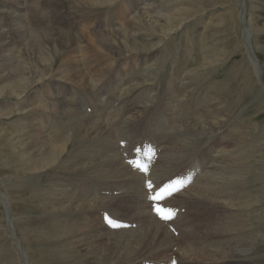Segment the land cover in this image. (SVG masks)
Instances as JSON below:
<instances>
[{"label":"bare ground","instance_id":"6f19581e","mask_svg":"<svg viewBox=\"0 0 264 264\" xmlns=\"http://www.w3.org/2000/svg\"><path fill=\"white\" fill-rule=\"evenodd\" d=\"M111 1L113 2L114 0ZM98 3L100 2L98 1ZM161 3L163 4L162 1ZM151 7L147 8V6L140 4L135 6L130 3L129 9L132 13L139 12L138 14L144 16H136L137 14H134L132 15L133 17H131L130 14L128 20L138 17V19L143 22L148 18L155 21L163 20V23L168 24L167 18L161 15L163 12H161V14H150V12L157 9L158 6L154 9ZM161 10H163V8ZM1 12L10 14L8 23L9 29L14 27L12 31L14 35L12 34V37L18 38L20 42L23 33L20 28L22 24L20 23V17L18 18L19 15L14 14V12L1 11L0 9V13ZM91 29L89 35L95 38L92 40V45L89 44V47H91L89 48L91 51L88 50L90 51L88 52L89 55L73 58L66 55L68 52L65 54L63 53L62 58L59 60V74L64 72L63 75H58L61 77H52L55 76L53 74L49 75L50 78L44 79L47 76L45 74L46 68L52 66L56 61L55 58L57 56L52 57L54 56L52 54V56H50L52 58H48L43 64L41 63L36 66L33 71H29V75H27L26 67L20 66V60H18L19 62L15 64V66L18 65L16 70H9L8 73H3V75L7 77L1 79L6 84L0 86V94L4 92L6 87L5 92L8 96L20 100V102L17 103V105H21H18L20 110H17L18 113L14 115L24 114L23 117L29 118V120L26 119L28 121L27 123H23L17 119L18 121L15 122V127L13 126L14 129L12 134L8 136V144L13 143L11 145V150L14 149L15 152L18 153V156L12 158V160L18 162L20 165L19 169L14 170L13 173L25 175V178H38L39 180H43L44 178H42V176L44 175L52 174L50 175L49 189L48 191L46 190L47 196L44 199L45 203L43 204V208L45 213H43L44 219L42 221H45V225L49 227V231H47V233L49 232V234H47L49 235L48 242L53 245V249L49 247L50 249L48 251L55 257L54 264H140V260L154 259L146 257L147 254L153 255L154 253L161 254L167 252L172 249L173 245H175L174 243L178 244H176L175 253L177 254L176 256H178L180 264H183L184 260L190 258L191 260L201 261L203 264L207 262H226L234 260L244 262L233 264H264V252L261 253V250H264V218L253 220V218L249 216V211L252 210L254 205L253 202H256L250 199L251 196L254 197L255 195H251L250 190L252 187L249 186L251 183L246 181L249 175L252 174L250 171L251 166L248 165L253 149L251 151L246 150L247 147L250 148L251 144L248 145L245 142L246 140L244 139V141L240 137L233 152H229L225 147H221V159L217 164L210 162L206 168L199 167V160L203 151L198 150H200L201 147L207 148L206 143H204L207 140L203 141L202 139L207 133L210 134V132L215 129L222 128L221 125L223 120H225L222 114V112L225 111H222V96H219L221 92L216 90L217 95H213L211 93L209 94V91L200 85L195 86V84H192L193 87L191 86V81L194 79L205 80L200 77L201 73L199 71L200 68L209 65L207 62L209 59L206 58L205 61L202 62L203 65L193 67V70L186 71L182 76L175 75L174 80H167L168 78H172L174 74L170 77H165L163 86H154L158 83L156 79L157 72H155L158 65L154 64V62L162 58L161 54L157 57V52L153 51L154 49L152 48L155 45H142L143 49H141L139 46L140 38L138 34L131 32V28L130 31L122 30V26H117L113 22H111L110 27L106 29L107 31L104 30L105 32L102 35H100L102 32L100 33L99 31H103V29L101 27L97 29L95 23L91 25ZM147 30L149 32L154 31V29L151 28H147ZM63 35H60V43H57L59 50L60 46L64 44L62 42L68 40V35L67 37ZM104 35H108V37L104 38ZM6 37L4 39L0 38V67L3 66V62L5 63V68L0 69L2 72L9 66L10 59H14L16 48L19 46H17L18 41L13 42L9 40L8 42V38L6 40ZM111 38L113 40H111ZM31 41L36 40L32 39ZM116 41L127 47L125 49L129 54L131 53L139 57L142 54L140 53L141 51L147 50L148 53L144 55L149 54L153 57L146 56L143 59L139 58L136 60L138 61L136 65L142 66V64L149 63L142 69H138L136 65H128V62L124 61L122 63H126L128 66L126 70H122L123 67L119 68L113 63L115 58L122 59L120 53L123 47H120ZM164 42L165 44L170 43L168 41ZM164 42H162L161 45H164ZM32 43L34 44V42ZM52 44H54V42ZM128 44L131 45L129 46ZM32 46H30V48H32ZM193 47L192 45L188 46V48ZM70 48L71 46L68 49ZM55 50H58V48H55L53 51ZM59 50L58 55H60ZM99 50H101V53ZM19 52L21 53V51ZM129 58L130 63L133 58ZM22 59H24V57ZM247 60L251 63L249 58ZM24 63L26 62L24 61L23 65ZM80 64H86L88 68L82 71L79 67ZM68 72H73L74 74L69 75ZM18 73H22L23 77L20 79L21 82L15 84ZM244 73L246 72L244 71ZM24 74L26 76H24ZM67 74L68 76L65 78ZM0 77L2 78V76ZM74 78L78 79L80 82H77V84L73 81ZM6 79H11L12 81L5 82ZM55 79L62 84L59 95H54L50 92V80L52 81ZM41 80H43L42 82L45 84L41 92L52 97L51 101L53 103L58 105L63 104L64 101L67 103V101H69V96H76L74 93L79 89L84 94L80 96L79 99L81 100L82 97H84L86 104L91 102L92 108L100 109V112L94 111L92 113V118H90L83 117L77 109L70 111L65 109V113L62 111V113L57 116L59 125H63L65 131L58 133L59 130L56 129L57 123L53 121L50 122L48 115L43 113L44 110L52 112L54 108L47 107V109L45 108L46 106L40 104L38 101L28 102L22 100L25 98L22 94H24L26 88H29L31 83H39ZM150 80H156L155 82L157 83L148 85ZM66 82L74 85L71 91L64 87ZM165 82L167 86V88L165 87L166 91L172 85L177 86L169 92L170 101L166 104L168 108H157L159 101L156 105L155 102L160 92L163 91ZM95 84H97V88H95ZM104 87H107V89H103ZM140 89H147V96L143 99L144 102L141 106L136 108V111L134 110L135 112L132 111V105H119L122 99H127ZM99 91L101 92L97 95L98 93L96 92ZM61 94H66V97L62 98L60 96ZM135 96L136 95H134L133 98ZM199 97V113L184 119L179 125L174 126L172 128V138L166 144L165 142L163 143V140L168 136L169 125L174 119L172 117L180 111L185 110L187 103L191 102L189 104L190 110L197 103ZM90 98L92 99L91 101H89ZM227 102L225 103L227 104ZM115 103L120 107H117V105L115 106ZM137 104L138 102H135V105ZM154 106H157L155 107L156 109L152 108ZM160 106L161 105H159V107ZM14 107L16 108L17 106ZM151 108L155 110L148 113ZM108 109H110L109 115L112 112L111 118L105 117V114L108 113ZM8 113L11 114L13 112L8 111ZM191 117H197L199 119L194 122L191 120ZM199 122H201L202 129L196 127V124ZM159 129H161L159 132L153 133L150 137L146 135V132ZM238 129L239 128H232L230 134L232 139L241 135V129L239 131L240 134L238 133ZM23 135H25V137H23ZM16 137H20L21 139H16ZM255 139L258 140L257 137ZM146 140L154 144L155 148L152 150V145H148L149 150L154 152V155L149 161L150 164L145 163L149 168L148 173L145 175L131 166L128 161L134 157H138L131 149L136 144H140ZM122 141L125 142L124 147L122 144L120 145ZM129 142H132V144ZM15 144H18L17 149ZM148 146L146 145V147ZM237 151H240L241 154L248 153L242 156L239 163L237 162L238 164H236L238 158L236 159L231 155L232 153L236 155ZM86 158L88 159L87 161H85ZM153 158H156L155 162H153ZM138 161L142 163L141 159ZM190 169H193L196 173L190 171ZM193 174H195V177L192 179L190 176ZM180 177H188L190 180L189 184L162 203V205L167 207L175 206L179 209L184 207L183 214L181 213L176 221L179 235H181L177 238L167 230L164 223L159 221L151 211V202L148 198L150 194L145 188V183L149 180L154 183V190L152 191V194H154L155 190H158L160 186L169 183L172 179L176 181L175 178ZM261 177L263 179V176ZM31 181L32 184H36L33 182L34 180ZM44 181L45 179L43 182ZM252 181H254V179ZM30 182L28 181V183ZM22 187L23 185L17 188ZM113 192H115V194H113ZM1 194L4 196L3 202L7 203L8 201H4L6 199L5 195L3 193ZM174 197L177 203H172ZM192 204L200 205L203 209L212 206V208L216 210L209 213H213L214 217L220 218L223 225L217 222L206 230L204 228V219L189 218L188 211L191 209ZM5 210L7 211V209ZM96 211L100 212H98V217H95V220L89 218V215H95ZM121 212L128 215L130 219L118 216ZM200 212L207 211L200 210ZM106 215L115 217V219L117 218L116 220L122 222L121 224L127 225V227L119 229L111 228L105 223L104 217ZM262 216L263 215H261V217ZM10 229V232L16 237V240L13 241L11 239L14 237L10 235L12 237L10 240L16 242V244L10 243L16 247L13 248L10 246L9 249L11 250H8L9 252L7 251L8 254L0 256V264H10L11 262V264L37 263V261H33L30 258L32 254H30L31 251L29 252L27 250L29 249L28 246L26 249V244L24 243V246L20 237L16 235L13 222ZM218 229H220V231ZM198 231L204 232L200 236H196ZM223 233L227 235L219 236V234ZM226 237L232 238V242L228 248H217L214 243L211 242V240L214 241ZM256 243H258V245ZM34 244L36 243L34 242ZM7 252L5 249V253ZM10 257H13V260L9 263L7 260ZM38 259L36 258V260ZM173 259L176 258L173 257ZM41 263L45 264L44 262Z\"/></svg>","mask_w":264,"mask_h":264},{"label":"rangeland","instance_id":"374dc122","mask_svg":"<svg viewBox=\"0 0 264 264\" xmlns=\"http://www.w3.org/2000/svg\"><path fill=\"white\" fill-rule=\"evenodd\" d=\"M98 1L100 3H98ZM161 1L163 2V4L161 3ZM161 1L160 0H114L112 2L111 0H109V4H108V0H104V1L102 0H83V1L82 0H0L1 11L3 10L7 12H14V14L19 15L18 18L20 17L19 19L21 21L19 22L22 24L20 28L23 33L22 40L20 42L18 38L12 37L13 34L12 31L14 27L9 29V24H8L10 19V14L9 13L6 14L4 12L0 13L1 14L0 38L4 39L7 36L6 40L8 38V42L9 40L13 42L18 41L17 46L19 45L18 48H16L14 59L13 58L12 60L10 59V64H9L10 67L9 66L6 67V69H4L5 70L4 72L0 71V76H2V78L0 77V80L7 77L3 75V73L4 74L8 73L9 70L11 71L16 70V67L18 65L15 66V64L19 62L18 60H20L19 62L20 66L26 67L25 69L27 75H29L28 74L29 71H33L36 66H38L41 63L43 64L46 60H48V58H52L55 56H57L55 58L56 61L52 66L46 68L45 74L47 76L44 79L50 78L49 75H53V74L55 76L52 77H61L58 75H63L64 72H61L59 74L60 71L59 60L60 58H62L63 53L65 54L66 52H68L66 53V55L73 58H79L89 55L88 52L91 51L89 49L91 47L89 46L92 45V40L95 38L89 35L90 34L89 31L92 30L91 25H93L94 23L97 25V29L99 27L103 29V31L102 30L99 31L100 33L102 32L100 35L104 34L105 32L104 30L109 28L111 22H113L117 26H122V30L124 29L130 31L131 28L132 30L131 32L138 34L140 38L139 46L141 49H143L142 45H155L153 46L152 49H154L153 51L157 52L156 56L158 57L160 56V54L162 55L161 59H157L154 62V64L158 65L157 69L155 70V72H157L156 79L158 80L157 81L158 83L155 82L156 80H150L148 82V85H153L154 83H157V85L154 86H163L165 77H170L172 74H174L172 78L167 79V80H174L175 75L176 76L184 75L186 71L193 70V67L203 65L202 62H204L205 59L208 58L209 60L207 62L209 63V65L207 67L200 68L199 71L201 73L200 77H202L205 80L194 79L191 81V86L192 84H195V86L200 85L201 87L207 89L209 91V94L211 93L213 95H217L216 90H219L221 92L219 93V96L220 97L222 96L221 97L222 111L225 110L222 112L223 116L225 117V120H223V123L221 125L222 128L215 129L214 131L210 132V134L207 133V135L204 136V138L202 139L203 141L207 140L204 142L206 143L207 148L201 147V149L198 150V151H203V153L200 156L199 167L206 168L210 162L217 164L221 159L220 157V150L222 149L221 147L223 148L225 147L226 149H228L229 152L230 151L233 152V150H235L236 148L235 145L238 143V139L240 137L243 140L245 139L246 141L245 140L244 141L248 145L251 144L250 148L251 147L252 148L250 149L249 147H247L249 149L246 148V150L251 151L253 149L252 150L253 153L249 160L250 163L248 165L251 166L252 168V169L250 168L252 174L249 175L246 181L252 184L249 185L250 187L253 188V189L251 188L250 191H251V195L253 196L255 195V196L254 197L251 196L252 198L250 197V199L251 201H256V202H253L254 205L252 210L249 211L250 214L249 216H251L253 220H260L261 218H264L263 217L264 193H262L264 192V172H263L264 170H260V169H264V162H263L264 160V135H263L264 134V127H263L264 126L263 124L264 123V0H161ZM128 2L132 3L135 6L139 4L147 6V8H150L152 6L151 8L153 9L158 6L157 9L152 10L150 14H155V13L161 14V12H163L161 15H164L167 18L169 25L163 23V20L155 21V20H150L148 18H146V21L144 22L139 20L138 17L128 20L130 18L129 17L130 14L131 17H133L132 15L134 14H137L136 16H144L138 14L139 12L132 13L131 10L129 9L130 3ZM125 5L128 7H126ZM162 8L163 10H161ZM240 12H242L241 17H240L241 14ZM2 20H4L5 23ZM147 28L154 29V31L149 32ZM60 35H63L65 37H67L68 35L67 37L68 40L62 42L64 44L60 46V50H59L57 43H60L59 40ZM106 37H108V35H104V38ZM247 37L249 39V44L252 49L251 51H253L255 59L258 61L257 63L254 60L253 62L254 66L251 65V63H249V61L247 60L248 59L247 57L248 50H246L248 49V47H246ZM29 38L31 40L33 39L36 41H31ZM80 38L82 39V41ZM111 40L113 39L111 38ZM164 41H168L170 43L165 44ZM29 42L31 43L34 42V44L33 43L31 44ZM53 42L54 44H52ZM162 42H164L163 43L164 45H161ZM28 43L29 45L31 44L30 46L33 45L32 48L33 50L35 49L34 51L32 50V48H30ZM116 43L120 47H123L121 48L122 52L120 53V55H122L121 56L122 59L115 58L113 60V63L114 65H117L119 68L123 67L122 70H126L129 64L136 65L138 63V61L136 60L139 58L143 59L146 56L153 57L152 55L149 54L144 55L145 53H148L147 50L141 51L140 53L142 54L139 57L131 53L129 54L125 49L127 47L123 46L122 44H119L117 41ZM128 45L130 46L131 44ZM189 45H192L194 47L188 48ZM70 46L71 48L68 49ZM55 48L56 49L58 48L60 55H58V50L53 51ZM18 50L21 51V53ZM99 51L101 53V50ZM52 54L54 56H52ZM23 57L24 59H22ZM129 57L133 58V60L131 59L130 63H129V59H130ZM24 61L26 63H24L23 65ZM124 61L128 62V65H126V63H122ZM148 64L149 63L147 62L145 64H142V66L136 65V67L138 69L139 68L142 69ZM3 66L0 67V69L5 68L4 62H3ZM79 67L82 71L88 68L86 64H80ZM244 71L246 73H244ZM68 74L72 75L74 73L68 72ZM68 74L65 76V78L68 76ZM24 76L26 75L24 74ZM22 77H23L22 73H18L15 84L21 82L20 79ZM1 81H0V86L6 84L4 83V81L2 82ZM11 81H12L11 79L5 80V82H11ZM42 81L43 80H41L39 83L38 82L31 83L29 88L27 87L25 92L23 91L24 94L22 95H24L25 98L22 100H26L28 102L38 101L40 104L46 106L45 108L47 107L54 108L52 109L53 110L52 112H49V110L48 111L44 110L43 113L48 115L50 122L53 121L57 123L56 129L59 130L58 133H60L61 131H65V127L63 125H59L58 123L59 120L57 119L58 118L57 116L60 115L62 111L63 113L66 112L65 109L69 111L77 109L83 117H90V118H92V113L94 111L100 112V109L92 108L91 102H88L86 104L85 103L86 100L84 97H82L81 100L79 99V97L83 96L84 94L78 88H77L78 91L74 93V95L76 94V96H69V101H67V103L66 101H64L65 104L63 103L60 105L53 103L51 101L52 97H49L45 95L43 92H41V90L44 89L45 87V84ZM73 81L76 83L80 82L78 81V79L75 78ZM165 84L166 82L164 83L163 91L160 92V95L155 102L156 105L157 102L159 101V104L157 105L158 107L154 106L152 108L155 107L168 108V105L166 104H168L170 101L169 92H171L173 88H175L177 85H172L166 91L167 86ZM61 86L62 84H60L58 80L56 79L52 81L50 80L49 87H50V92L52 94L59 95V90ZM72 86L74 85H71L70 83L68 84L67 82L64 84V87L67 88L69 91L73 89ZM95 88H97V84H95ZM5 89L4 92L0 94V192L3 193L5 195V198L7 199V200L5 199L4 201H8V202L7 203L3 202L4 196L0 193V228L2 229V230L0 229V240H1L0 256L7 255L8 252L11 250L9 249L10 246H12L13 248L16 247L15 245H13L16 244V242H13L16 240V237L12 234V232H10L11 231L10 227H12V222H13V226L15 228L14 231L16 235L20 237V240L22 241L23 244L24 243L26 244V246L24 244L26 249L28 246L29 249L27 250L29 252L31 251L30 254H32V256L30 258L33 261H37V263L34 262V264H38V263L43 264L41 262H44L45 264H54L55 257L52 255L50 251H48L51 247L53 249V245H51V243L48 242L49 235L47 234H49V232L47 233V231H49V227L45 225V221H42L44 219L43 213H45L43 208V204L45 203L44 199L47 196L46 193L49 189V180L51 179L50 175L52 174H47L46 176L45 175L42 176V178L45 179V181L43 182L44 179L39 180L38 178H33V179L30 177L25 178V175H19L13 173L14 170L19 169L20 165L18 162L12 160V158H16L18 156V153H16L14 149H12L14 151L11 150V145L13 143L8 144V136L12 134V131L14 129L13 126L15 127L16 121L20 120L23 123H27L28 122L27 120H29V118L23 117L24 114L14 115L15 113H18L17 110H20L19 106L21 105L20 104H18L19 106L17 105V103H19L20 100L15 97L8 96L5 92ZM103 89H107V87H104ZM146 91L147 89L146 90L140 89L134 92V95H136L134 98H133L134 95H130L127 99H122L119 105L120 106L132 105L133 106L132 111L134 110L136 111L137 110L136 108H139V106H141V104L144 102L143 99L147 96ZM100 92L101 91L96 92L98 93L97 95H99ZM60 96L62 98H65L66 94H61ZM140 97L143 98L141 99ZM91 100L92 99L90 98L89 101ZM199 101H200V97L198 98L197 103L194 105V107H192L193 110L192 108L189 110V104L191 103L190 102L187 103L185 110L180 111L179 113H177L172 117L174 119L169 125L168 136L166 137L165 140H163V143L165 142L166 144L172 138L173 135L172 128L174 126L179 125L184 119L190 116H195L199 113V107H198ZM135 102H138L137 104L138 106L135 105ZM225 102H227V104ZM116 105L117 103H115V106ZM119 105H117V107H120ZM159 105L161 106L159 107ZM14 106H17L18 108L17 107L15 108ZM152 108L149 110L148 113H151L156 109V108L155 109ZM109 110L110 109H108L107 110L108 113L105 114L106 118H111L112 112L110 111L111 113L109 115ZM8 111L13 113L9 114ZM101 119L103 120L102 117ZM198 119L199 118L197 117H191V120L194 122L195 120ZM196 127L202 129L201 122L197 123ZM233 127L239 128L238 133L240 134L241 132V135H243L244 137L240 135L232 139V136L230 134ZM161 129L156 131L146 132V135L150 137L153 133L159 132ZM4 136L7 138H5ZM23 137H25V135H23ZM256 137L258 140L261 139L262 141L256 140L255 139ZM16 139H21V138L16 137ZM146 142L148 144L145 142L138 144L139 146L138 149H143L145 147V144H147V146L152 145L151 146L152 150L155 148L154 144H152L149 140L148 141L146 140ZM129 143L132 144V142ZM252 144L253 145L255 144L254 145L255 147ZM15 145L17 149L18 144ZM147 150H148V155H151V153H153L152 151L149 150V146L147 147ZM245 154L248 153L241 154L240 151H237L236 155L234 153H232L231 155L236 159L238 158L236 160V164H238L240 159H242V156ZM156 158H153L154 159L153 162H155ZM87 160L88 159L86 158L85 161ZM257 173L259 176L257 175ZM261 176H263V179ZM190 177H192L193 179L195 177V174H193ZM257 178L260 180H258ZM248 179H252V180L254 179V181ZM31 180H34L33 182L36 184L35 185L32 184ZM28 181L29 182L31 181L30 182L31 184L28 183ZM21 185H23L22 188H17ZM113 194H115V192H113ZM167 198L165 200H167ZM172 203H177L175 197L172 199ZM163 207L172 209L175 212L176 215L175 218L172 221L165 223L160 219H158L156 216L155 217L159 221L164 223L167 230H169V232H171L174 237L178 238V236L181 235H179V231L176 226V221L180 217V214L184 212V207H182L181 209L175 206L167 207L163 205ZM5 209H7V211ZM200 210L207 212H200ZM213 210L216 209L212 208V206H209L207 209H203L200 205L192 204L191 209L188 211V216L190 219L192 218L204 219L205 220L204 228L208 230V228H210L217 222L223 225V222H221L220 218H216L213 216V213H209V212H213ZM98 212L99 211H96L95 215L90 214L89 218L94 219L95 217H98ZM260 213L261 215H263L262 217ZM118 216L122 218L130 219L128 215H126L124 212L119 213ZM6 221L8 224L6 223ZM35 221L37 223L39 222L38 225ZM43 230L46 232H44ZM218 230L220 231V229ZM203 232L204 231L202 232L198 231L196 236H200ZM5 234L8 236H6ZM10 235L14 238H12ZM222 235H227V234L224 233L219 234V236ZM24 236H25V240H24ZM10 239L13 241H11ZM45 241H47L48 243ZM10 242H12L13 244ZM34 242L36 244H34ZM211 242L214 243V245L217 248H228L230 243L232 242V238L226 237L214 241L211 240ZM174 244L175 245H173L172 249H170L167 252H163L161 254L154 253L153 255L147 254L146 257H151L154 259L140 260V264H150V263L171 264L172 261H175L176 264H180L178 256H176L177 254L175 253L177 243ZM256 244L258 245V243ZM5 249L6 252L8 250L9 251L5 253ZM261 251H262L261 253L264 252V250ZM35 257L39 259L36 260ZM173 257H175L176 259H173ZM12 260L13 257H10L7 261L10 263ZM164 261H168V262H164ZM243 262L244 261L234 260V261H226V262L224 261L207 262L206 264H218V263L233 264V263H243ZM185 263L203 264V262L197 260H191V258L184 260L183 264Z\"/></svg>","mask_w":264,"mask_h":264},{"label":"snow or ice","instance_id":"6c2138e0","mask_svg":"<svg viewBox=\"0 0 264 264\" xmlns=\"http://www.w3.org/2000/svg\"><path fill=\"white\" fill-rule=\"evenodd\" d=\"M140 149H136V152L139 153ZM128 163L133 166L136 170L145 175L148 173L149 168L147 164H141L138 160H129ZM187 181H171L163 186H160L158 190H155L154 194L149 195V199L153 201V211L159 216L160 219L164 221H169L175 216V212L172 209L159 206L160 201H164L167 197L172 196L175 192H178L186 186ZM146 187L149 189L150 193L154 190V183L149 180L146 184ZM105 223L113 229H119L122 227H127V225L119 223L114 218L109 216L104 217ZM175 264V262H173Z\"/></svg>","mask_w":264,"mask_h":264},{"label":"water","instance_id":"95a60500","mask_svg":"<svg viewBox=\"0 0 264 264\" xmlns=\"http://www.w3.org/2000/svg\"><path fill=\"white\" fill-rule=\"evenodd\" d=\"M241 15H242V13L240 14V17H241ZM246 47H248V49H246V50H248V58H249L251 64L253 65V62H254V60L256 61V59H255V57H254V55H253V53H252V51H251V47H250V44H249V39H248V37H247V39H246ZM249 48H250V50H249ZM256 62H257V61H256ZM253 66H254V65H253Z\"/></svg>","mask_w":264,"mask_h":264}]
</instances>
